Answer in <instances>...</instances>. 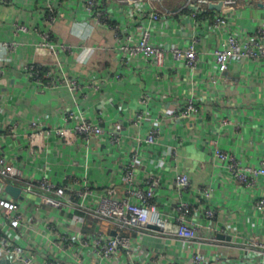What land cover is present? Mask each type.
Here are the masks:
<instances>
[{"label":"crops","instance_id":"0c3cea01","mask_svg":"<svg viewBox=\"0 0 264 264\" xmlns=\"http://www.w3.org/2000/svg\"><path fill=\"white\" fill-rule=\"evenodd\" d=\"M186 2L164 0L163 3L177 10ZM44 4V0L0 1L2 152L27 165V156L34 155L28 147L31 122L43 121L50 127L62 124L61 113L67 110L102 125L122 123L127 148L137 145L153 121L158 120L161 128L158 143L140 142L139 173L144 179L151 173L162 175L158 198L166 217H171L180 200L175 175L184 172L192 180L193 188L205 183L213 188L221 225L235 227L240 233H253L261 221L253 200L264 196V177L255 190L240 184L214 156V142L247 165L258 167L264 160V58L233 59L229 69L222 72L214 58L216 48L222 43L221 32L213 23L194 29L191 11L184 8L154 25L151 40L169 50L174 45L187 46L195 37L198 66L190 69L184 62L175 63L169 53L166 65L158 68L144 56L126 59L120 51L126 37H117L116 28L89 18L85 0H57L59 19L55 24L45 20ZM107 7L112 24L124 35L137 39L139 30L130 25L126 7L115 1H109ZM216 12L218 8L213 6L211 15ZM229 20L240 29H255L264 21V0H239ZM46 32L58 46L55 49L58 55L55 50L36 51ZM61 45L70 46L71 50L65 51ZM57 57L65 76L82 82L83 91L72 95L65 86L50 88L47 81L42 86L29 77L30 64L36 62L53 69ZM190 97L195 98L198 111L188 118H176L174 115ZM139 113L145 119L136 127L133 121ZM224 119L229 122L223 123ZM42 148L36 157L42 156L53 174L70 173L73 168L80 171L87 159L84 145H73L64 152L62 143L54 137H48ZM91 149V177L96 183L119 185L125 157L106 138L94 143ZM62 158L65 165L61 164ZM193 188L188 198L195 195ZM101 229L109 232L111 227L104 225ZM142 243L154 253L170 251L180 258L184 256L183 240L165 237L157 230L146 235Z\"/></svg>","mask_w":264,"mask_h":264},{"label":"built area","instance_id":"2783aa9c","mask_svg":"<svg viewBox=\"0 0 264 264\" xmlns=\"http://www.w3.org/2000/svg\"><path fill=\"white\" fill-rule=\"evenodd\" d=\"M109 1L126 7L130 25L139 30L137 39L124 35L112 24L107 7ZM44 2L45 20L55 24L59 19L57 0ZM163 2L85 0V7L89 18L116 28L117 37H126L120 45L126 59L144 56L158 68H163L171 53L175 63L184 62L188 68L196 69L199 50L195 37L187 46L174 45L169 50L151 40L154 25L184 8L191 11L194 29L213 23L221 32L222 43L216 48L214 58L222 72L229 69L233 59L264 58V21L253 30H244L229 20L239 0H187L177 10ZM216 5L220 7L212 16V7ZM56 47L51 34L46 32L36 51L45 53ZM60 47L71 50L67 45ZM56 59L53 69L36 62L30 64L27 67L29 77L42 86L45 81L50 88L65 86L72 95L83 91L84 84L65 76L62 63L58 57ZM197 111L196 100L190 97L174 116L188 118ZM61 114L63 122L55 126L50 127L39 120L31 122L28 147L34 155L27 156V165L17 157L4 154L0 147V264H264V196L253 200L261 221L250 235L240 233L235 227L220 224V209L214 200L213 188L206 183L193 188L189 175L179 172L174 181L180 200L174 213L167 218L158 198L162 175L151 173L144 179L139 173L140 142L158 143L160 121L154 120L147 135L134 147L127 148L122 123L102 125L77 115L74 110ZM144 119L139 113L133 123L138 127ZM228 122V119L223 120L225 124ZM48 137L61 142L64 152L77 144L87 148V159L80 171L73 168L70 173H50L48 162L43 161L42 156L36 157L41 152L38 150L44 149ZM103 138L125 157L119 185L96 183L90 175L91 147ZM218 145L215 141L214 156L226 165L230 175L240 184L255 190L264 177V160L258 167L247 165ZM174 155L177 157L176 148ZM62 159L61 164L65 165L66 161ZM9 185L20 189L16 197L7 190ZM192 188L195 195L188 198ZM200 215L202 219H197ZM102 225L111 227L110 231H103ZM156 230L165 237L183 240L184 256L180 258L176 252L154 253L147 249L142 241ZM204 245H209L208 249Z\"/></svg>","mask_w":264,"mask_h":264},{"label":"water","instance_id":"95a60500","mask_svg":"<svg viewBox=\"0 0 264 264\" xmlns=\"http://www.w3.org/2000/svg\"><path fill=\"white\" fill-rule=\"evenodd\" d=\"M215 7L219 9L220 5H216ZM7 190H8L10 193L14 194L15 197H16V196L19 194V192H20V189L14 187V186H12V185H9V186L7 187ZM152 228L156 229L155 227H152Z\"/></svg>","mask_w":264,"mask_h":264},{"label":"rangeland","instance_id":"374dc122","mask_svg":"<svg viewBox=\"0 0 264 264\" xmlns=\"http://www.w3.org/2000/svg\"><path fill=\"white\" fill-rule=\"evenodd\" d=\"M168 4V3H167ZM168 5H170V4H168Z\"/></svg>","mask_w":264,"mask_h":264},{"label":"trees","instance_id":"16d2710c","mask_svg":"<svg viewBox=\"0 0 264 264\" xmlns=\"http://www.w3.org/2000/svg\"><path fill=\"white\" fill-rule=\"evenodd\" d=\"M102 226H104V225H102Z\"/></svg>","mask_w":264,"mask_h":264}]
</instances>
